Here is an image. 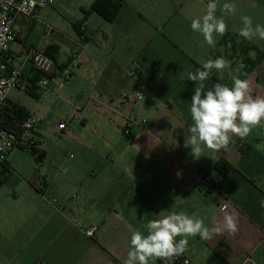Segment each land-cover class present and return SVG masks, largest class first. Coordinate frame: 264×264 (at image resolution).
<instances>
[{
	"label": "crops",
	"instance_id": "obj_1",
	"mask_svg": "<svg viewBox=\"0 0 264 264\" xmlns=\"http://www.w3.org/2000/svg\"><path fill=\"white\" fill-rule=\"evenodd\" d=\"M93 1L54 0L33 17L15 18V39L3 55L7 65L19 69L21 86L8 91L0 124L18 128L19 107L26 117H38L30 134L34 149L45 157L39 137L44 119L53 118L41 104L45 98L60 99L62 91L69 132L78 131L72 163L84 169L56 171L51 190L44 181V189L29 187L26 199L0 203V264H123L132 232L147 235L143 225L161 212L196 214L212 227L213 217L222 221L225 205L236 214L238 232L207 240L189 237L182 255L189 264H264V208L259 203L264 199V151L255 147L264 144V125L246 140L233 136L226 149H205L204 156L195 158L184 146L193 123L189 109L195 83L180 78L208 59L224 57L231 67L223 73L213 70L205 90L216 83L231 87L242 59L260 56L242 79L251 82V95L264 97V40L254 38L249 41L254 49L243 51L237 42L233 48L221 44L223 35L216 37L215 47H202L203 36L191 30V19L205 13L208 0H122L111 21L89 10ZM225 2L239 9L235 16L225 15V35L239 34L242 15L264 25V0H220ZM29 46L53 59L44 86L28 81ZM72 58L78 65L64 79ZM133 61L138 65L134 73ZM123 91L140 98L125 101ZM125 125L128 136L121 133ZM66 126L57 128L63 132ZM221 158L233 167L225 175L214 169ZM62 178V186L57 185ZM92 225L89 237L85 230Z\"/></svg>",
	"mask_w": 264,
	"mask_h": 264
},
{
	"label": "clouds",
	"instance_id": "obj_2",
	"mask_svg": "<svg viewBox=\"0 0 264 264\" xmlns=\"http://www.w3.org/2000/svg\"><path fill=\"white\" fill-rule=\"evenodd\" d=\"M238 10L235 3L225 2L221 5L220 0H208L205 13L191 19V30L203 36L201 46L206 43L215 47L216 37H222L228 31L225 15L235 16ZM217 11L221 12L220 16L216 15ZM240 19L243 24L239 29L241 37L249 41L254 38L264 40V25L254 24L249 15H242ZM230 67L229 60L218 57L202 62V68L195 72L185 71L180 75L182 80L195 83L189 109L193 123L188 128L189 134L185 136L184 146L190 147L192 155L197 159L204 156L205 149L213 152L226 149L233 136L242 141L246 140L254 128L264 125V97L251 95V82L239 78L240 69L245 67L242 63L231 76V87L216 83L213 90H205L204 81L213 70L223 73ZM220 79H223V75ZM141 97L143 98L142 95ZM255 147L264 151V144H256ZM259 203L264 208V199ZM226 209L227 205L221 209L224 213L221 222H215L213 217L212 227L207 226L204 218L196 214L161 212L157 219L143 225L147 235L139 229L132 232L130 248L123 264H149L150 260H162L164 264H172L174 258L186 251L189 237L199 236L200 239L207 240L224 232L236 234L238 219L235 213ZM177 237L181 238L177 240Z\"/></svg>",
	"mask_w": 264,
	"mask_h": 264
},
{
	"label": "built area",
	"instance_id": "obj_3",
	"mask_svg": "<svg viewBox=\"0 0 264 264\" xmlns=\"http://www.w3.org/2000/svg\"><path fill=\"white\" fill-rule=\"evenodd\" d=\"M53 2L54 0H0V111L5 106L8 91L11 88L21 86L19 69L7 65L3 55L9 43L15 39L13 30L15 18L17 16L33 17L40 8L50 6ZM27 55L31 62L28 81L38 86L46 85L53 65V59L42 49L33 46L27 48ZM77 65V61L72 58L69 67L64 70V79H68L71 76L72 70ZM122 98L125 101L133 102L135 99L140 98V95L135 93L133 96H130L127 91H123ZM38 122V117L27 116L20 121L17 130L7 128L0 124V170L6 164L7 156L14 147L27 151L35 147V137L30 133L35 130ZM65 126L66 124L63 121L57 123L58 128H64ZM23 132H28L29 134L24 135ZM121 133L124 136H128L130 128L125 125L121 129ZM49 201L55 204V198H51ZM57 209H61V207L58 206ZM94 230L95 226L92 225L85 230V234L90 237L94 233ZM172 264H189V259L181 254L174 258Z\"/></svg>",
	"mask_w": 264,
	"mask_h": 264
},
{
	"label": "rangeland",
	"instance_id": "obj_4",
	"mask_svg": "<svg viewBox=\"0 0 264 264\" xmlns=\"http://www.w3.org/2000/svg\"><path fill=\"white\" fill-rule=\"evenodd\" d=\"M136 69H138V65L136 61H133L130 65V72L134 73ZM59 94L60 99L45 98L41 104L48 118H53L52 120L44 119V130L39 137L40 146L46 152L45 157L41 162H38L30 151L14 148L12 159L8 163L9 171L4 173L5 179L0 184V203L24 200L27 198L29 187L32 191H34L33 185L44 189V181L51 190L52 177L56 171L65 174L73 167L74 169H84L83 165L74 166L76 164L72 163L76 156L73 145L78 131L72 129L73 133L69 132L72 127H70L71 118H68L66 114L67 99L62 91ZM58 121H63L67 125L63 132L57 128ZM4 174L0 172V178ZM63 178L60 182L56 181L57 185L62 186Z\"/></svg>",
	"mask_w": 264,
	"mask_h": 264
},
{
	"label": "trees",
	"instance_id": "obj_5",
	"mask_svg": "<svg viewBox=\"0 0 264 264\" xmlns=\"http://www.w3.org/2000/svg\"><path fill=\"white\" fill-rule=\"evenodd\" d=\"M121 3H122V0H94L92 4L90 5L89 10L95 11L100 16H102L105 20L111 21L115 17V15L118 13ZM220 42L221 44H224V46L227 47L228 45H230L232 46V48L235 46V43L237 42L238 48L240 49L241 47L243 51L254 49V47L251 45L249 40L244 39L243 37H241L239 34H236V33H227L226 35L223 36V38H221ZM259 57L256 56L252 59L250 57H244L242 59L241 63L245 67L243 69H240L241 74L239 78L242 79L245 76L244 74L247 73L248 70H250L251 67L258 62ZM16 114L19 117L21 116L20 117L21 119L26 118V115H24L22 107L18 108V110L16 111ZM7 128H10L13 130L18 129L16 126H13V125H9ZM29 151L31 154L34 155L35 159L38 162H40L44 157V151L42 150H37V149L32 148ZM214 169L218 170L221 174L225 175L229 171H231L233 167L230 163H228L226 160L221 158L220 160L217 161V163H215ZM8 171H9V166H8V163L6 162V164L2 166L0 172L4 174L5 172L7 173ZM5 174L2 178H0V184L4 181ZM202 187L203 189L204 188L206 189L204 185H202ZM161 263L164 264V261L161 260Z\"/></svg>",
	"mask_w": 264,
	"mask_h": 264
}]
</instances>
